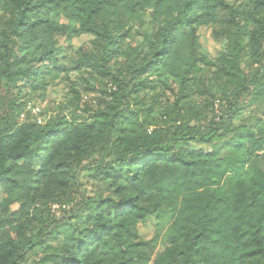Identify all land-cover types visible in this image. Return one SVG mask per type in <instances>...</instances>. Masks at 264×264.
<instances>
[{"label": "clouds", "instance_id": "1", "mask_svg": "<svg viewBox=\"0 0 264 264\" xmlns=\"http://www.w3.org/2000/svg\"><path fill=\"white\" fill-rule=\"evenodd\" d=\"M58 5L0 0V264H264V0Z\"/></svg>", "mask_w": 264, "mask_h": 264}, {"label": "rangeland", "instance_id": "2", "mask_svg": "<svg viewBox=\"0 0 264 264\" xmlns=\"http://www.w3.org/2000/svg\"><path fill=\"white\" fill-rule=\"evenodd\" d=\"M88 39L87 36L81 37L76 43H81ZM200 45L205 49L208 55L215 52L217 43H215L211 37V29L202 30L199 35Z\"/></svg>", "mask_w": 264, "mask_h": 264}, {"label": "trees", "instance_id": "3", "mask_svg": "<svg viewBox=\"0 0 264 264\" xmlns=\"http://www.w3.org/2000/svg\"><path fill=\"white\" fill-rule=\"evenodd\" d=\"M76 3H78V0H60V5H65L66 4L69 8L73 7ZM60 5H58V6H60ZM80 11H82V9ZM91 14L92 15H98V13L96 12V9H93ZM66 19H71V16L67 17ZM2 20H3V16H0V21H2ZM102 22H103V18H102ZM107 22L108 23H112L113 21L109 18ZM22 23H23V21H21V24ZM211 37H212L213 41L215 43H217V41H216V33L214 32V30H211ZM197 39L199 40V36L197 37ZM59 42L60 41H57V43H59ZM40 47H43V45H40ZM39 59L43 60L44 56H41Z\"/></svg>", "mask_w": 264, "mask_h": 264}]
</instances>
